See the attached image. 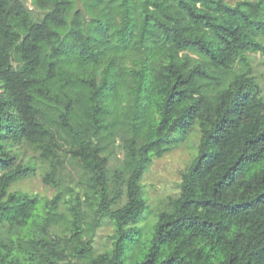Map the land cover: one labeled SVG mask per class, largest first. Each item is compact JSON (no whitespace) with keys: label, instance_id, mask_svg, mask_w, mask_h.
<instances>
[{"label":"trees","instance_id":"1","mask_svg":"<svg viewBox=\"0 0 264 264\" xmlns=\"http://www.w3.org/2000/svg\"><path fill=\"white\" fill-rule=\"evenodd\" d=\"M0 0V264H264V0ZM197 154L154 220L140 181ZM75 162L82 199L13 190ZM122 152L109 168L115 150ZM112 226L110 247L93 234Z\"/></svg>","mask_w":264,"mask_h":264},{"label":"rangeland","instance_id":"2","mask_svg":"<svg viewBox=\"0 0 264 264\" xmlns=\"http://www.w3.org/2000/svg\"><path fill=\"white\" fill-rule=\"evenodd\" d=\"M27 7L35 14L41 12L32 4V0H22ZM226 3L233 5L241 0H224ZM248 61L251 73L261 89V95L264 97V54L258 52H248ZM1 92V90H0ZM198 137L192 134L187 141H183L161 157L152 159L147 170L145 171L140 185L142 187L143 196L146 204L149 206L151 213L146 215L144 223L154 220L155 212L164 209L169 198L179 194L181 174L186 170L191 161L197 154ZM15 148L19 152V162L25 163L28 159L34 161L33 171L26 177L17 181L13 185V190L36 196L39 200H51L58 192V188L62 190L65 198H70L75 192L82 197L83 186L81 185V171L75 162L66 163L65 169L60 170L58 183L60 187L45 182V174L48 171V164L40 157L39 151L25 143H18ZM115 155L110 157L109 168L113 170L119 164L122 158V152L115 150ZM112 234V226L108 222L102 223L97 227L92 236L93 246L96 252L105 251L110 247L109 236Z\"/></svg>","mask_w":264,"mask_h":264}]
</instances>
